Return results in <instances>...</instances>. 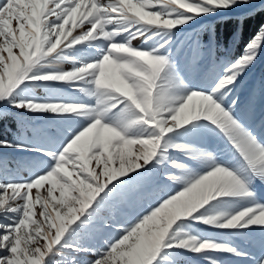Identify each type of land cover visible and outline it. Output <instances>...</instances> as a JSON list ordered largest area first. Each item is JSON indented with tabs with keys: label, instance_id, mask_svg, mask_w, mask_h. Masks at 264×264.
Instances as JSON below:
<instances>
[{
	"label": "snow or ice",
	"instance_id": "6c2138e0",
	"mask_svg": "<svg viewBox=\"0 0 264 264\" xmlns=\"http://www.w3.org/2000/svg\"><path fill=\"white\" fill-rule=\"evenodd\" d=\"M264 0H0V264H264V124L204 22ZM233 43H237L233 34Z\"/></svg>",
	"mask_w": 264,
	"mask_h": 264
},
{
	"label": "rangeland",
	"instance_id": "374dc122",
	"mask_svg": "<svg viewBox=\"0 0 264 264\" xmlns=\"http://www.w3.org/2000/svg\"><path fill=\"white\" fill-rule=\"evenodd\" d=\"M213 20L204 22L209 25ZM202 42L206 45L199 53L198 59L202 65L210 64L214 59H234L231 58V49L233 48V39L230 41L227 49L223 54H214V44L209 41L208 34L202 38ZM238 94L241 101V115L251 126L256 127L258 130L264 124V55H262L255 65L243 78ZM226 264H242L236 258L223 257Z\"/></svg>",
	"mask_w": 264,
	"mask_h": 264
},
{
	"label": "trees",
	"instance_id": "16d2710c",
	"mask_svg": "<svg viewBox=\"0 0 264 264\" xmlns=\"http://www.w3.org/2000/svg\"><path fill=\"white\" fill-rule=\"evenodd\" d=\"M261 22H264V15H258L243 25H238L234 17L224 20L217 18L209 23V25L215 27V39L212 40L214 54H223L232 40L233 34H235L238 42L233 43L231 58L238 56L242 52L245 43L257 32Z\"/></svg>",
	"mask_w": 264,
	"mask_h": 264
}]
</instances>
